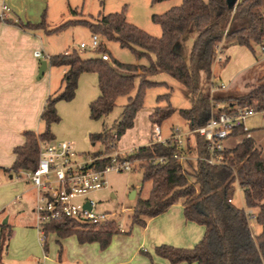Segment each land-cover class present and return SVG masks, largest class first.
Returning a JSON list of instances; mask_svg holds the SVG:
<instances>
[{
    "label": "trees",
    "instance_id": "1",
    "mask_svg": "<svg viewBox=\"0 0 264 264\" xmlns=\"http://www.w3.org/2000/svg\"><path fill=\"white\" fill-rule=\"evenodd\" d=\"M152 20L160 25L161 36L151 35L129 22L125 9L100 14L97 21L71 19L55 28L48 27L45 13L38 23H24L21 19L0 16V23H12L24 30H44L47 34L82 24L94 34L130 48L137 58L149 60L148 65L123 63L115 58L106 61L102 54L109 52L103 43L96 50L99 55L95 57L85 58L75 48L49 56L52 66L67 68L62 78V89L46 101L41 114L43 131L24 132L25 141L15 147L16 159L8 171L20 173L37 168L39 143L54 139L51 127L61 119L56 105L60 100L70 101L76 96L79 78L84 72H94L98 77L99 95L89 104L90 117L96 120L108 116L116 107L117 99L129 95L136 87V79H139L137 91L135 95L128 96L120 119L111 126L105 125L101 132L90 134L92 144L101 143L104 146L103 152L92 153L96 158L93 165L98 168L110 164L111 158L103 157L104 154L110 155L117 141L134 126L136 116L144 105L146 90L161 84L148 78L159 72L168 73L190 90L191 106L178 110L188 121L190 129L203 125L213 110L220 114L236 107L264 108V76L240 96H226L220 91L211 95L210 92L220 44L223 51L232 45H244L256 55L254 44L264 43V0H182L181 4L162 14H153ZM189 31L195 34L192 46L188 52H181L177 45ZM228 62V57L220 62L221 68ZM170 97V93L158 96V100L166 99L169 104L154 108L149 115L152 123L161 124L177 111L170 103ZM255 130L252 129L251 137H246L241 129L234 132L238 142L226 150L231 155L225 165L214 166L197 158L208 153L205 139L198 134H194L196 165L192 170L175 157L176 154H186L185 149L171 142H150L135 148L127 156L128 159L142 160L143 182L151 183L148 197L138 196L136 199L132 224L145 226L148 219L181 202L186 219L206 228L195 247L162 244L155 248L157 255L173 264L184 261L197 264H264V147ZM160 157L165 160L156 161ZM238 187L243 191L246 207L257 210L255 221L262 226L258 234L252 231L245 207H238L230 201ZM46 230L47 234L56 232L60 238L76 234L81 243L99 242L102 249L110 245L115 233L121 232L114 221L94 225L52 222ZM12 236L13 227L9 223L1 225L0 264ZM59 262L63 263L62 249Z\"/></svg>",
    "mask_w": 264,
    "mask_h": 264
},
{
    "label": "rangeland",
    "instance_id": "2",
    "mask_svg": "<svg viewBox=\"0 0 264 264\" xmlns=\"http://www.w3.org/2000/svg\"><path fill=\"white\" fill-rule=\"evenodd\" d=\"M181 2L182 0H166L162 2H154L153 0H50L47 24L49 28H55L68 20L76 18L97 21L100 14L104 15L125 9L129 22L151 35L161 36L162 29L159 24L152 20L153 14H162L171 7L181 4ZM93 34L89 27L82 24L71 25L65 30L53 34H47L44 30L41 31L46 53L55 55L75 48L85 58L99 55L96 51L97 49L80 47V43L83 41L90 46ZM194 36V32H187L177 45V49L181 52H188L192 46ZM99 38L100 44L103 43L108 50L111 60L115 58L123 63L149 64L147 58H137L130 48L122 47L119 42L108 40L101 35H99ZM254 49L256 57L263 58V61L261 60L262 63L255 66V54L249 47L236 45L230 48L228 53L231 58L222 70L220 78L218 77L222 68L220 62L215 61L212 77H215V81L219 84L232 86L231 88L221 89V93L226 96L243 95L250 90L251 85L264 76V53L259 44H254ZM148 78L161 84L146 90L144 105L136 116L134 126L128 129L117 141V146L111 154L117 151L128 152L139 146L156 141L154 133L157 125L161 126L163 137H167L174 128L180 129L182 132L190 129L188 121L178 111L181 108H189L191 106L190 90L183 83L165 72H159ZM138 85L139 79H136V87L129 95H135ZM55 92L58 93L60 91ZM166 93L171 94L170 103L177 111L161 124L152 123L149 115L154 108L169 104L166 99L158 100V96ZM98 95L97 74L94 72L82 73L79 78L76 96L70 101L60 100L56 105L61 119L51 127L54 134V139L51 141L55 143L70 141L73 143L74 149L84 156L87 154L92 155L94 151L103 152V144H92L90 134L101 132L105 125L111 126L119 120L123 107L128 102L129 95L120 96L116 101L114 110L108 116L96 120L90 117L89 104ZM262 124L260 115L247 121V125L251 129H256L254 133L264 147V127H260ZM42 129H44L43 125ZM184 138V149L188 159H182L181 162L188 170H192L196 165L195 137L190 134ZM237 142L238 140L232 139L227 141V145L234 146ZM22 177L25 178V174ZM107 180L109 187L96 191L91 196L99 201V210L116 212V215H112V221L115 222L116 227L121 225L124 228V230L120 229L121 231L128 233L132 225H134L132 224L131 216L135 206V201L130 198V193L136 190L143 198H146L148 197L151 183L143 182L141 164L132 171L118 172L115 169H111L107 173ZM233 199L234 204L238 207H246L243 191L240 187L237 188ZM254 221L252 220L251 222L254 223ZM135 225L138 226V224ZM15 229H17L16 226ZM261 229L262 226L259 224L258 227L252 226L253 233H257V230L260 231ZM115 234L119 235L122 233L117 232ZM94 243H97L96 245H98L100 251H104L99 242ZM94 243L87 246L79 241L76 234L60 238L56 232L50 231L44 239V243L41 244L38 239L37 227L33 228V232L27 229L23 231V228H21L19 235L13 237L8 255H5L3 260L6 264H61L59 262V254L62 249V258L65 264H84L86 261V264H93L91 261L93 251L89 247L94 246ZM138 252L141 257H148L150 259L149 264H152L150 254L153 255V253L147 247H140ZM153 263L160 264L157 262ZM184 263L195 264V262Z\"/></svg>",
    "mask_w": 264,
    "mask_h": 264
},
{
    "label": "crops",
    "instance_id": "3",
    "mask_svg": "<svg viewBox=\"0 0 264 264\" xmlns=\"http://www.w3.org/2000/svg\"><path fill=\"white\" fill-rule=\"evenodd\" d=\"M49 3L50 0H0V16L21 19L24 23H38L44 13L48 18ZM41 31L24 30L7 22L0 23V234L1 225L9 223L13 227L6 256L13 237L19 235L21 228L33 232L37 224V188L26 177H22L24 171H8L16 159L14 149L24 143L25 131H43L41 114L44 106L50 95L61 90L62 78L67 70L65 66H52L49 63L51 55L44 50ZM233 46L236 45L223 51L224 58L230 60L228 51ZM36 51H40L42 56H36ZM254 56V66L262 63V57ZM42 60L47 61L48 67L39 78ZM231 87L227 85L226 88ZM138 196L141 195L136 191L135 203ZM253 225L258 227L255 221L251 222V227ZM205 229L204 225L187 220L183 204L175 203L164 213L148 219L145 226L134 224L128 233L121 231L122 234H114L112 242L104 251L98 249L97 243H90H94V246L89 247L93 251L91 261L93 264H149L150 259L141 257L138 252L140 247H147L153 253L150 254L152 262L173 264L154 253L155 248L162 244L192 248L202 239ZM38 239L41 244L44 243L39 231ZM83 244L90 246L89 242ZM2 264H6L4 260Z\"/></svg>",
    "mask_w": 264,
    "mask_h": 264
},
{
    "label": "built area",
    "instance_id": "4",
    "mask_svg": "<svg viewBox=\"0 0 264 264\" xmlns=\"http://www.w3.org/2000/svg\"><path fill=\"white\" fill-rule=\"evenodd\" d=\"M100 46L99 34H93L90 46L86 42H81V48L92 47L98 49ZM264 53V43L260 45ZM36 56L41 57L40 51H36ZM102 58L111 61L109 53L102 54ZM224 54L222 45L217 48L215 61H223ZM210 92L213 95L220 89H225L227 85L219 84L212 77ZM260 115L264 127V108L256 109L253 107H236L232 111H223L216 114L213 110L208 120L195 129L182 132L180 129H173L167 137L162 136L160 125L155 127L152 142H171L184 149L185 136L198 134L202 136L207 144L208 153L197 158L208 162L211 165L219 166L228 163L231 155L226 150L230 145L227 141L236 139L234 132L237 129L243 130L246 137H251L252 129L247 125V121ZM195 144V143H194ZM40 158L35 170L24 171L25 177L38 190L36 204L37 229L40 233L42 242L47 236L46 226L52 222L70 221L78 224H102L112 221V215L116 212L110 210H99V201L91 195L99 190L109 187L107 173L111 169L118 172L132 171L140 165V159H128L127 156L134 149L128 152H115L103 157H110L111 162L105 168H98L93 163L96 158L93 155H80L70 141L53 142L42 140L39 143ZM179 160L188 158L185 153L176 154ZM165 158H156V161L163 162ZM138 164V165H137ZM234 203V199H230ZM246 214L250 220L255 219L254 209L245 207ZM124 230L121 225L118 227Z\"/></svg>",
    "mask_w": 264,
    "mask_h": 264
},
{
    "label": "water",
    "instance_id": "5",
    "mask_svg": "<svg viewBox=\"0 0 264 264\" xmlns=\"http://www.w3.org/2000/svg\"><path fill=\"white\" fill-rule=\"evenodd\" d=\"M47 67H48V63H47V61H46V60H42V61H41V65H40V69H39V78H41V77L44 75V73H45ZM135 196H136V190H133V191L130 193V198H131V199H134ZM5 222H6V221H5Z\"/></svg>",
    "mask_w": 264,
    "mask_h": 264
}]
</instances>
